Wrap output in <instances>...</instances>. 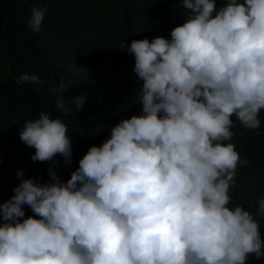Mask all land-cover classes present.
I'll return each mask as SVG.
<instances>
[{
  "label": "clouds",
  "instance_id": "clouds-1",
  "mask_svg": "<svg viewBox=\"0 0 264 264\" xmlns=\"http://www.w3.org/2000/svg\"><path fill=\"white\" fill-rule=\"evenodd\" d=\"M216 2L182 0L187 19L170 40L120 44L143 84L98 146L72 148L61 118L86 97L66 101L63 79L49 89L60 117L26 120L5 156L10 174L29 178L0 201V264H261L264 187L238 185L249 161L236 148L239 134L261 131L264 0ZM31 11L39 32L47 9ZM29 81L44 83L17 79Z\"/></svg>",
  "mask_w": 264,
  "mask_h": 264
},
{
  "label": "trees",
  "instance_id": "trees-1",
  "mask_svg": "<svg viewBox=\"0 0 264 264\" xmlns=\"http://www.w3.org/2000/svg\"><path fill=\"white\" fill-rule=\"evenodd\" d=\"M225 4L226 0H217V11ZM34 7L47 9L39 32L28 26ZM186 11L182 0H0V201H8L15 195L13 189L29 178L25 173L14 177L5 160L19 150L16 140L23 123L39 118L40 112H49L53 119L61 115L55 105L60 92L49 89L58 88L63 79L68 85L66 101L86 97L79 113L61 118L72 148L98 146L104 137L110 138L109 122L131 100L137 102L143 84L134 72V55L121 51L120 44L158 36L170 40L171 31L186 22ZM25 72L39 75L44 83H17ZM258 118L261 131L237 138L236 150L249 161L247 166L239 165L243 168L237 183L261 190L264 109ZM57 167L63 168L61 163ZM25 172L37 175L39 168L28 167ZM24 210V218L34 215L27 205Z\"/></svg>",
  "mask_w": 264,
  "mask_h": 264
}]
</instances>
